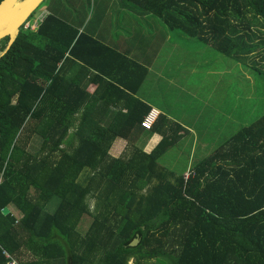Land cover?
Here are the masks:
<instances>
[{"label":"trees","instance_id":"obj_1","mask_svg":"<svg viewBox=\"0 0 264 264\" xmlns=\"http://www.w3.org/2000/svg\"><path fill=\"white\" fill-rule=\"evenodd\" d=\"M66 1L74 2L60 6ZM121 1L173 34L264 63V0ZM61 7L36 31L21 27L8 50L9 38L0 41V264L4 252L19 264H264V116L196 163L186 180L159 163L180 127L173 131L162 115L150 131L142 128L152 109L133 95L146 70L79 35ZM83 41L122 69L137 68V82L130 87L103 69L88 82L82 72L68 78L67 66L87 64L77 54ZM122 101L125 114L99 119ZM144 131L162 137L150 154L136 146ZM116 141L126 142V154L109 153ZM53 198L59 202L49 212ZM86 220L87 230L77 232Z\"/></svg>","mask_w":264,"mask_h":264},{"label":"crops","instance_id":"obj_2","mask_svg":"<svg viewBox=\"0 0 264 264\" xmlns=\"http://www.w3.org/2000/svg\"><path fill=\"white\" fill-rule=\"evenodd\" d=\"M75 18L73 15L65 22L76 29L79 35H87L146 70V76L133 97L157 111L159 116H166L172 123L170 127L173 131H178L177 125L180 127V138L164 156L176 148L182 151L184 146L190 152L197 149L207 152L218 145L217 141L225 137V132L233 130L231 124L234 113H227L231 109L227 111L218 106L216 110L209 109L213 112L205 113L202 108L208 104L199 103L202 89L209 88L208 82L205 84L201 81L203 69L208 76L209 57L205 49L192 43L194 39L173 34L169 30L170 33H146L144 29L154 24L155 18L140 13L121 0H94L87 22ZM87 45L89 51L83 49ZM77 54L87 64L77 62V65L67 66L69 68L65 72L68 78L75 79L77 76L78 79L82 72L86 74L85 82H88L97 75V69H103L126 81L130 87L139 79L140 71L137 68L122 69L118 59L88 41H83ZM66 57L69 55L66 54ZM218 86L216 83L212 89ZM126 105V101H122L119 106L97 115L102 116L99 119L104 123L110 122L115 112H127ZM161 140L160 135H149L144 131L136 146L150 154ZM127 149L125 141H116L109 153L113 156L124 155Z\"/></svg>","mask_w":264,"mask_h":264},{"label":"rangeland","instance_id":"obj_3","mask_svg":"<svg viewBox=\"0 0 264 264\" xmlns=\"http://www.w3.org/2000/svg\"><path fill=\"white\" fill-rule=\"evenodd\" d=\"M93 6L94 0H75V2L70 1L69 3L66 1L63 2L62 7L59 0H46L37 8L34 15L29 18V22H33L37 17L43 16L44 12H51L52 9L59 10L60 7L65 18H68V16L72 18L75 15L76 20L83 22L86 20L87 22L90 19ZM154 20L156 21L154 24L146 26L144 29L146 33H166V31L170 33L159 19L155 18ZM174 34L180 35V33ZM192 43L199 45L201 49H205L209 57L208 76L204 69L201 73L203 78L201 81L205 84L208 82L209 88L204 87L202 89L199 103L208 104V106L206 105V107L202 108L205 113L213 112L209 109L216 110L218 106L227 111L231 109L227 113H234L231 124L232 128L233 126L234 128L225 132V137L217 141L218 145L209 148L207 152H203L201 149L190 152L185 146L182 151L179 148L170 150L160 159L159 163L168 170H172L178 174L187 173L196 163L209 156L242 127L249 126L264 116V63L260 57L255 58V55L253 56L252 60L256 62L255 64L253 61H238L236 58L224 56L216 52L211 47L202 46L197 39H194ZM216 83L219 86L212 89ZM213 105H215V108ZM185 150L188 151L186 152ZM84 174V177L89 175L87 172ZM81 181L83 180L81 179ZM58 202V198H53L48 205V211L53 212ZM88 203L92 209L94 200L89 198ZM88 225L89 220L81 223L77 232L82 234L87 230ZM132 262L130 261L129 264ZM154 263L155 260L151 259L150 264Z\"/></svg>","mask_w":264,"mask_h":264},{"label":"water","instance_id":"obj_4","mask_svg":"<svg viewBox=\"0 0 264 264\" xmlns=\"http://www.w3.org/2000/svg\"><path fill=\"white\" fill-rule=\"evenodd\" d=\"M46 0H3L0 3V41L9 38L7 50L12 45L21 27L31 18L37 8ZM4 215L8 209L2 211ZM139 240L135 239L130 247H136Z\"/></svg>","mask_w":264,"mask_h":264},{"label":"built area","instance_id":"obj_5","mask_svg":"<svg viewBox=\"0 0 264 264\" xmlns=\"http://www.w3.org/2000/svg\"><path fill=\"white\" fill-rule=\"evenodd\" d=\"M1 3V2H0ZM48 15L47 12H44L43 16L37 17L33 22H29V20L22 26L25 30L36 31L38 26L42 23L44 18ZM159 117V113L155 110H152L143 120L142 128L150 131L154 124L156 123ZM184 178L187 180L189 178V173L184 175ZM4 256L7 259V264H19L16 260H14L7 252H4Z\"/></svg>","mask_w":264,"mask_h":264}]
</instances>
